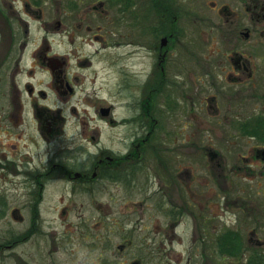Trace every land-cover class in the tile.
Instances as JSON below:
<instances>
[{
	"label": "flooded vegetation",
	"instance_id": "flooded-vegetation-1",
	"mask_svg": "<svg viewBox=\"0 0 264 264\" xmlns=\"http://www.w3.org/2000/svg\"><path fill=\"white\" fill-rule=\"evenodd\" d=\"M0 264H264V0H0Z\"/></svg>",
	"mask_w": 264,
	"mask_h": 264
},
{
	"label": "rangeland",
	"instance_id": "rangeland-1",
	"mask_svg": "<svg viewBox=\"0 0 264 264\" xmlns=\"http://www.w3.org/2000/svg\"><path fill=\"white\" fill-rule=\"evenodd\" d=\"M155 40H157V38L156 39L154 38V41ZM141 45H142V43H139L138 46H137L138 56H137V60H136V68H137L139 74L140 73H145L146 71H150L151 70L150 65H149V61H148L149 60L148 59V57H149V53L148 52L149 51H148L147 48H143ZM129 50H130V52H129ZM134 50H135L134 46H132V45L130 47H128V48H126V47H122L121 48L120 52L122 53V58H123L122 64L123 65H126V66L130 67L133 64V61H132L133 60V56L132 55L134 53ZM172 126L173 125L165 124V137H167V133H166L167 129L171 130ZM165 148H168V147L165 146ZM41 152H44L43 147H41ZM167 155L168 156H172L171 159L175 160V161L172 162V164L177 166L176 167L177 169L175 170V167L172 168V170H173L172 172H173V174H176V175L178 174V176H179V174L181 173V170H183V168H182L183 165L182 164H184V162L181 159H179L177 157V154H175V153L172 154L171 152L167 153L165 151V156H167ZM169 160L170 159H168V161ZM196 166L198 168L195 169V172H196V174L199 175V177L201 175V179H202L201 181H203L202 183H205L204 181L212 180V176L210 175V173H213L214 177L215 176L219 177L220 173L218 171H214V172L210 171L209 170L210 169V163L204 161V159L202 160V164L196 163ZM224 176H225V174L223 173V177ZM220 179H223V178H220ZM165 180H166V178H165ZM235 180H237V179H235ZM174 190L175 189H171L172 192ZM195 190L203 192V195H205V194H206V196L210 195L209 191H208V187L204 186L203 184H202L201 187H198V189H195ZM232 191H233V195H231ZM232 191H231V189L226 190L225 188H223V189L219 188L218 189L217 201H218V205L219 206L223 207L225 205V201H226V197L225 196L226 195L224 193H226V192L229 193V197H228L229 200H230L231 197L236 199L238 197L240 198V197L244 196L243 189H241L236 184L234 185V188H233Z\"/></svg>",
	"mask_w": 264,
	"mask_h": 264
},
{
	"label": "trees",
	"instance_id": "trees-1",
	"mask_svg": "<svg viewBox=\"0 0 264 264\" xmlns=\"http://www.w3.org/2000/svg\"><path fill=\"white\" fill-rule=\"evenodd\" d=\"M154 1L156 2L157 0H154ZM156 4H157V3H156ZM156 4H155V5H156ZM155 36H156V38L158 37L156 34H155Z\"/></svg>",
	"mask_w": 264,
	"mask_h": 264
},
{
	"label": "water",
	"instance_id": "water-1",
	"mask_svg": "<svg viewBox=\"0 0 264 264\" xmlns=\"http://www.w3.org/2000/svg\"><path fill=\"white\" fill-rule=\"evenodd\" d=\"M165 41L163 40V43H164Z\"/></svg>",
	"mask_w": 264,
	"mask_h": 264
}]
</instances>
